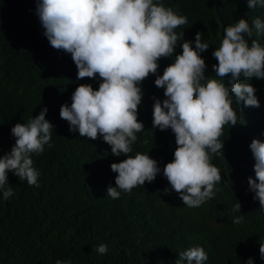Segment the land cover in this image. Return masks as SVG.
<instances>
[{
	"label": "trees",
	"instance_id": "obj_1",
	"mask_svg": "<svg viewBox=\"0 0 264 264\" xmlns=\"http://www.w3.org/2000/svg\"><path fill=\"white\" fill-rule=\"evenodd\" d=\"M187 24L178 27L184 37L175 54H181L183 39L193 42L197 32L210 44L202 53L206 75H214L212 56L219 47L224 28L239 19L255 18L264 22V8L250 10L247 0H162ZM36 15V0H0V156L10 152L15 143L11 128L27 123L47 107L46 120L53 126L52 147L33 154V166L39 171V187L19 181L12 173L8 182L14 195L0 196V264H167L157 244L180 251L195 245L203 247L219 264H264L259 254V240H264V216L256 206H247L244 223L234 225L219 207L224 219L209 211L229 198L240 196L242 180L255 178L254 158L250 144L264 142V80L253 78L260 107L233 104L241 119L234 127L227 125L222 153L214 156L223 180L216 197L202 207L190 209L172 191L164 194L158 182L164 179L162 169L173 160L175 136L171 130L152 128L154 97L163 100V89L155 87L149 75L141 87L143 100L138 119L145 126L138 151L148 153L158 162L161 173L152 183L137 186L131 194L119 199L106 196L115 186V176L105 165V145L79 137L69 131L61 119L62 104H71V95L79 84H91L98 90L99 78L77 80V68L71 55L53 49L43 34ZM255 39V35L253 36ZM260 42L264 46V36ZM173 58H161L158 74L162 75ZM226 82V81H225ZM154 133V136L152 132ZM148 139L149 143L142 141ZM101 146V147H100ZM138 146V145H137ZM223 185V186H222ZM222 186V187H221ZM264 213V211H262ZM105 243L108 252L100 255L95 247Z\"/></svg>",
	"mask_w": 264,
	"mask_h": 264
},
{
	"label": "clouds",
	"instance_id": "obj_2",
	"mask_svg": "<svg viewBox=\"0 0 264 264\" xmlns=\"http://www.w3.org/2000/svg\"><path fill=\"white\" fill-rule=\"evenodd\" d=\"M250 10L264 8V0H247ZM36 15L50 46L70 54L77 68V80L99 78L98 90L91 84H79L71 95V104L64 103L59 116L69 131L79 137L106 143L105 165L115 174V186L107 188L106 196L119 199L121 193L131 194L137 186L152 183L161 173L158 162L148 153L138 151L145 126L138 119L143 100L142 83L154 75L155 87L163 89V100L154 99L152 128L171 130L175 136L173 160L163 169L164 179L158 183L165 195L174 191L184 206L202 207L219 192L223 176L213 165L214 156L223 154V135L227 125L234 127L241 119L232 107L243 102L245 107L259 108L253 78L264 80V22L255 18L251 24L241 18L224 28L219 47L212 56L214 75H206L202 58L210 44L197 32L192 41L183 39L178 27L187 24L186 16L166 7L162 0H36ZM255 35V39L253 36ZM161 58H173L162 75L158 74ZM226 81V82H225ZM48 109L27 123L11 128L15 139L10 152L0 156V196L13 197L8 174L29 186L39 187V171L33 166V154L51 148L54 126L46 120ZM153 136L154 133L151 131ZM144 144L149 140L144 139ZM138 145V146H137ZM101 147V146H100ZM254 158L255 178L242 180L240 196L229 198L209 211L224 219L219 207L234 225L244 223L242 211L254 204L264 216V142L254 139L250 144ZM223 186V185H222ZM221 186V187H222ZM260 258L264 260V240H259ZM167 264H219L203 247L195 245L180 251L166 244H157ZM104 255L105 243L95 247ZM56 264H70L57 260ZM246 264H254L248 258Z\"/></svg>",
	"mask_w": 264,
	"mask_h": 264
}]
</instances>
